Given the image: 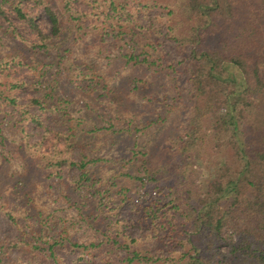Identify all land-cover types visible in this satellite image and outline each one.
Instances as JSON below:
<instances>
[{"label":"trees","instance_id":"16d2710c","mask_svg":"<svg viewBox=\"0 0 264 264\" xmlns=\"http://www.w3.org/2000/svg\"><path fill=\"white\" fill-rule=\"evenodd\" d=\"M0 33L14 44L0 56V125L94 236L71 235L13 185L4 210L16 236L0 237V264H264V0H0ZM91 35L95 56L74 54ZM99 55L134 68L135 87L169 76L186 103L182 131L165 129L167 115L128 113L123 89L101 81ZM61 79L104 96L105 112L89 106L90 129L76 131L61 108ZM107 109L128 126L100 127ZM121 131L136 138L126 156L92 154Z\"/></svg>","mask_w":264,"mask_h":264},{"label":"rangeland","instance_id":"374dc122","mask_svg":"<svg viewBox=\"0 0 264 264\" xmlns=\"http://www.w3.org/2000/svg\"><path fill=\"white\" fill-rule=\"evenodd\" d=\"M84 7H86L84 5ZM83 8V6H82ZM40 25L44 32L51 31V21L43 9L36 10ZM20 30L23 34L30 38H34V32L27 25H22ZM99 44L95 36H89L86 39L80 40L77 43L75 53L77 56L82 55L84 51H88L90 56H95ZM14 49L12 41L4 37L0 33V56L11 53ZM115 54L113 53V56ZM100 63L99 73L102 74L101 81L108 85V89H123L126 110L128 113L136 116L139 119L152 118L154 115L164 114V124L166 130H175L181 132L183 124L186 120L185 106L183 98L178 101L174 100L176 89H173V82L169 76H162L157 79L155 76H145L147 82H141L139 87L133 84H128L130 78L136 75L134 68L120 69L117 66L109 63V60H104L102 55L98 57ZM12 78L26 79L31 81V72L28 68L14 67L10 71ZM96 79H99L98 77ZM100 80V79H99ZM80 84L82 87L87 81L83 80ZM85 88L69 84L66 79H61L59 89L56 91V96L60 100L61 108L68 112L69 121L74 126L76 131L83 132L90 127H93L89 121V111L93 106L95 110L103 111L106 106L98 103L97 98L102 97L101 92L86 94ZM143 87V88H142ZM32 91H19L18 94L27 97ZM100 95V96H99ZM91 104V105H90ZM100 127H108L110 122L115 124V128L128 126V120H117L107 109L106 113H100ZM83 117H86L85 119ZM79 119H82L83 122ZM99 119H97L98 121ZM2 133L0 132V237L8 236L13 238L16 236V227L10 216L4 210L11 202V190L13 185H17L26 194L30 200V205L37 212H42L45 216L54 213L56 216L63 217L67 224L70 225L68 233L78 236L80 240H88L93 238L92 230L85 229L83 222L77 225L74 224L77 218V210L71 205V201L67 200L65 195L68 192L57 190L51 179L47 177L44 170H41L32 161L24 156L19 149V139L13 131H8L4 126ZM155 125H153V128ZM102 131V130H101ZM96 137L95 140H97ZM116 140H108L104 144L94 146L92 154L94 156L124 157L129 152V147L136 140L135 136H129L124 131L114 137ZM105 139V137H104ZM92 141V139H91ZM91 148V149H93ZM91 156V155H90ZM93 157V156H92ZM17 182V183H16ZM7 264V263H5Z\"/></svg>","mask_w":264,"mask_h":264}]
</instances>
